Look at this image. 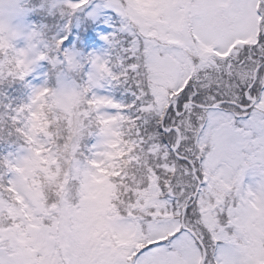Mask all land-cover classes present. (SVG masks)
Instances as JSON below:
<instances>
[{
    "label": "snow or ice",
    "instance_id": "6c2138e0",
    "mask_svg": "<svg viewBox=\"0 0 264 264\" xmlns=\"http://www.w3.org/2000/svg\"><path fill=\"white\" fill-rule=\"evenodd\" d=\"M98 9L117 20L86 82L91 115L111 126L97 125L78 192L55 209L12 203L0 182V264H264V0ZM70 43L55 39L61 62L77 56L61 52ZM103 84L126 100L96 94ZM101 170L116 174L97 206Z\"/></svg>",
    "mask_w": 264,
    "mask_h": 264
},
{
    "label": "rangeland",
    "instance_id": "374dc122",
    "mask_svg": "<svg viewBox=\"0 0 264 264\" xmlns=\"http://www.w3.org/2000/svg\"><path fill=\"white\" fill-rule=\"evenodd\" d=\"M73 0H24V11L22 15L17 16L13 23L21 30V35L15 41V47L18 50L20 59L17 60V65H25V62L35 61L32 69L27 74L32 75V92H31V114L28 134L32 138L33 146L20 147L15 152L14 162L16 170L13 171L12 185L18 195L23 207H28L30 204L34 206V211L53 210L56 207V201L61 199L64 194L68 196H75L77 194L73 180L76 178L77 162L71 164L75 158L74 148L88 137L90 132L87 130L89 121H93L88 113L96 110L98 106L93 101L92 107L90 99L87 101V107L81 108L80 86L76 84L77 77L74 76L75 69L82 65L87 64L88 59H81V55L74 57L72 60L64 59L58 65V58L55 60L57 66L52 72L57 74V84L59 89L55 98L60 105V108L66 111V116L55 115L54 122L51 127L42 128L41 106L44 102V92L46 91L47 77L46 69L43 65L44 50L50 49L53 57H56L55 39L64 35V32L70 31L75 24L77 32L75 35L88 37L90 34L96 35L94 42L89 47V56L97 55L102 56L107 49L103 36L112 31L109 25L117 20L115 13L108 9H98L102 0H89V3L83 8L77 10L71 7ZM93 12H97L95 17L92 16ZM31 18H34L31 20ZM38 19L40 29L36 30L34 22ZM95 21H99L100 29L96 26L94 30L92 27ZM99 24L97 26H99ZM30 31V43L25 44L23 34ZM55 33V36L53 34ZM43 37V39L40 38ZM40 38V40H38ZM76 40V39H75ZM76 42V41H75ZM4 44V37L0 36V47ZM64 51L75 52L64 48ZM46 56V55H45ZM48 55L46 59H48ZM73 61V63H71ZM81 62V64H80ZM88 71L84 78H78L85 83L87 81L88 73L91 71V66L88 63ZM114 66H116L114 64ZM94 70V69H93ZM86 90L90 93L88 83L86 82ZM98 95H110L116 100H123L122 97H116L114 87L110 84H103L101 87L94 89ZM34 93V94H33ZM91 109V111H88ZM101 125L105 130L109 129L112 123L110 119H104L102 116L97 115L94 120ZM42 133L48 136V142L42 139ZM55 140V141H54ZM51 143L52 147L48 148V155L46 156V145ZM95 143V141H94ZM52 163V167L49 164ZM111 171V170H108ZM104 170H101L102 180L96 182V186L92 192L90 202L93 205L106 204L112 196L114 185L107 183V177ZM112 176L115 175L111 171ZM42 175L43 182L49 183L46 189L52 194L54 201L47 202L40 194L31 189L29 180L36 175ZM47 178H49L47 180ZM39 199H43L40 203Z\"/></svg>",
    "mask_w": 264,
    "mask_h": 264
},
{
    "label": "trees",
    "instance_id": "16d2710c",
    "mask_svg": "<svg viewBox=\"0 0 264 264\" xmlns=\"http://www.w3.org/2000/svg\"><path fill=\"white\" fill-rule=\"evenodd\" d=\"M34 18H31V20ZM38 19H35L34 25L36 30L40 29ZM99 21H95L94 25L92 27V30H94L95 26L97 29H100V24ZM76 25L74 24L72 26V29L70 31L64 32V35H67V37L71 40L70 44L67 45H62L64 48H69V50H74L75 53H77V56L80 54L81 59H87L89 57V52L90 49L89 47L92 46V44H89L84 36L81 38V35H75L78 29H76ZM55 36V33L53 34L52 37ZM93 37L97 38V36L94 34L92 35ZM41 39H43L42 36H40ZM40 38L38 40H40ZM76 39V40H75ZM76 41V42H75ZM50 49L47 51L44 50L43 55V65L46 69L47 72V77L49 76L47 82H46V91L44 92V102L43 105L41 106V116H42V121L41 125L42 128H48L51 127V124L54 122V116L55 115H61V116H66V111L62 110L60 108L59 103L57 102V98H55L54 102H52L48 97L50 96H56L57 91L59 89V84H57V74L56 75H50L54 74L52 71L61 63V60L56 56L53 57V53H50ZM62 52H64V49L62 48ZM46 55V56H45ZM51 58V59H46V57ZM58 58V65H55V60ZM73 63V61L71 62ZM118 63V62H117ZM81 64V62H80ZM60 66V65H59ZM88 63L87 64H82L78 66L75 69V74L74 76L77 77L75 80L76 84L81 85L83 82L82 80L78 79L80 78H86L85 74H87L88 71ZM32 75L26 74L24 75L23 79L21 80H13L11 82H0V182L2 183H7L9 184V187L4 189V194L8 195L9 193L11 194V202L15 203L17 205H22L23 203L20 202L18 195L16 194L13 185H12V176H13V171L16 170V165L14 162V157H15V152L20 148V147H29L33 146L32 138L28 134V129H29V124L27 126V131L24 129H21L22 132V138H18V134L13 132L12 135H9V133L12 131L11 126H10V121L8 120L9 115L11 114V108L15 107L19 104H24L28 106V119H30V114H31V92H32ZM53 89L55 91H53ZM114 90H116L115 96L116 97H122L123 100H126L127 94L123 92V90L119 87H114ZM89 94V92H88ZM91 105L92 107L94 106V103L92 100ZM94 112L92 110L88 115L89 117L92 118V122L90 125H88L87 130L90 132L88 137H85V140L82 141V143L78 144L74 148L73 151H75V158L72 159L71 164L74 162H77L78 165H84L89 162V155L90 151L93 147L94 141H95V132H96V127L99 125L94 121L96 119V116H92L91 113ZM101 126V125H99ZM42 139L47 140L48 142V136L44 135L42 133ZM55 141V140H54ZM51 143H47L46 145V156L48 155L49 151L48 148L52 147ZM52 163L49 164V167H52ZM15 169V170H14ZM116 174V173H115ZM105 176H112L111 171L105 172ZM7 177V179H5ZM44 177L40 174L34 176L32 180H29V185L32 190H34L37 193L45 195L42 196L48 203L54 201V198L52 194L50 193L49 190L46 189V186L49 183L43 182ZM49 178H47L48 180ZM70 180L74 181L76 191L78 192L79 189V184L77 183L76 178L72 179L70 177ZM43 192V193H42ZM40 203L43 202V199H39ZM42 204V203H41ZM47 208H43V211H46Z\"/></svg>",
    "mask_w": 264,
    "mask_h": 264
},
{
    "label": "clouds",
    "instance_id": "9594fccd",
    "mask_svg": "<svg viewBox=\"0 0 264 264\" xmlns=\"http://www.w3.org/2000/svg\"><path fill=\"white\" fill-rule=\"evenodd\" d=\"M23 11L24 0H0V36L4 37V44L0 47V82H11L13 80L23 79L24 75L30 72L32 66L35 64L33 60L31 62L26 61L25 65H17V60L20 59V56L14 45L17 37L21 35V30L13 21L17 16L22 15ZM30 37V31L23 34L26 46L30 43ZM53 91L55 90L53 89ZM79 91L82 102L81 108H86L89 99L86 82L81 84ZM48 99L54 102L55 97L50 96ZM88 111H91V109H88ZM27 113L28 106L24 104H19L11 108V114L8 120L10 121L12 131L9 135L15 132L18 134V138H22L23 134L21 129L27 131L29 123Z\"/></svg>",
    "mask_w": 264,
    "mask_h": 264
}]
</instances>
